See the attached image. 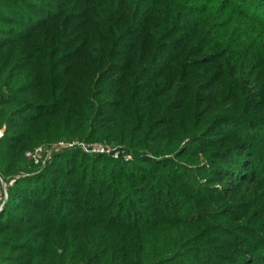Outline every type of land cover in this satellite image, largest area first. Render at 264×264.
<instances>
[{
	"label": "trees",
	"instance_id": "1",
	"mask_svg": "<svg viewBox=\"0 0 264 264\" xmlns=\"http://www.w3.org/2000/svg\"><path fill=\"white\" fill-rule=\"evenodd\" d=\"M261 59L264 0H0V264H257L208 180L264 183V87L228 89ZM62 141L130 159L26 158Z\"/></svg>",
	"mask_w": 264,
	"mask_h": 264
},
{
	"label": "rangeland",
	"instance_id": "2",
	"mask_svg": "<svg viewBox=\"0 0 264 264\" xmlns=\"http://www.w3.org/2000/svg\"><path fill=\"white\" fill-rule=\"evenodd\" d=\"M241 64V63H240ZM258 67H260L259 70V75L257 76H252V72L256 69L255 66H251L249 67V65L244 62L243 66L241 68V71L239 73L238 78H236V80H233V82H229V86L228 89H235L236 87H238L239 85H244L247 86L250 90H254L257 89L258 91L264 87V82H261L260 77L263 76L264 74V60L261 59L260 63L257 64ZM252 69V71L250 72V70ZM258 71V70H257ZM258 73V72H256ZM254 74V73H253ZM254 77V78H252ZM254 79V80H253ZM235 84V85H234ZM261 87V88H260ZM225 88V87H224ZM4 130H1L0 133H3ZM254 145H257L258 147H263L264 145L262 143H255ZM110 148H116L114 146H109ZM198 158L200 163L201 162H205V156L202 155L201 153L198 152ZM130 157V156H129ZM226 165V164H225ZM232 165H230L231 167ZM238 168V167H237ZM236 168V169H237ZM224 169H219L217 171V175L211 179L208 180L209 182H211V184L213 185L214 190L219 189L222 190V186H224L223 183L229 182L230 184H228L229 186L226 187L225 189H228V191H234V189H238L236 191L239 199L237 198L238 203H241L244 201L243 204L241 205H233L231 203V198H226L224 200V204H229L232 205V209H234V211H242L245 210L246 208V212L248 215L249 224H252V226H255L256 231L254 232V239H256L258 245H254L253 247H250L249 244H245L246 245V249L244 251V256H246V258L248 260H252L255 259L254 262L256 261V258L260 259V256L258 253V248H261V245H264V183L263 180L261 182L256 181V182H248V183H238L237 184V179L233 178V177H229L226 175V173L224 174ZM256 175H258V173L256 172ZM262 177V174H260L259 178ZM232 195V194H231ZM228 195L227 197L231 196ZM247 199V200H246ZM236 200V199H235ZM246 201H249L248 204H246ZM239 206V207H237ZM242 207V208H241ZM238 213H242V212H238ZM225 235H223L222 237H224V239H233L232 236L229 234H227L226 232H224ZM221 238V237H220ZM220 242H224V240L221 239ZM260 243V244H259ZM262 243V244H261ZM231 247L229 248V250H227V253H233L235 254L237 252V245L236 246H232V244H229ZM252 245V244H250ZM244 247V246H242ZM253 249V251H251V249ZM260 251V250H259ZM264 258L261 257L260 260H258L257 264H264ZM224 263H228L227 261L223 260ZM235 261H231V263H234ZM229 264V263H228Z\"/></svg>",
	"mask_w": 264,
	"mask_h": 264
},
{
	"label": "built area",
	"instance_id": "3",
	"mask_svg": "<svg viewBox=\"0 0 264 264\" xmlns=\"http://www.w3.org/2000/svg\"><path fill=\"white\" fill-rule=\"evenodd\" d=\"M3 136V133H0V138ZM78 148L87 154H106L113 156L115 159H118L120 156H124L125 160H129V155H126L125 151H120L117 147L110 148L102 143L99 144H89L85 142H59L55 144L52 148L38 147L34 150L26 152V158L33 162L36 167H44L54 157L55 153H58L62 150H71ZM15 180H12L9 184L2 178L0 174V210L4 207L8 200L7 187L11 186Z\"/></svg>",
	"mask_w": 264,
	"mask_h": 264
}]
</instances>
